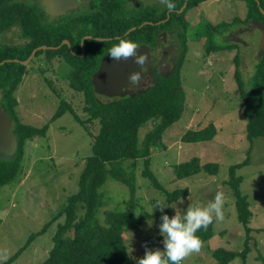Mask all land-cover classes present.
Masks as SVG:
<instances>
[{
	"label": "rangeland",
	"instance_id": "1",
	"mask_svg": "<svg viewBox=\"0 0 264 264\" xmlns=\"http://www.w3.org/2000/svg\"><path fill=\"white\" fill-rule=\"evenodd\" d=\"M188 11L190 23L196 22V26L189 27L187 33L190 35L197 30L198 35H190L186 52L176 70L184 96L183 110L180 117L162 133L161 148L151 149L149 169L164 190L187 189L184 196L169 205V217L175 210L182 215L190 203L207 204L217 191L224 193L223 221L213 218L212 236L203 242L198 254L193 253L181 262L214 264L210 255L212 249L239 250L242 246L243 229L236 220L233 194L224 181L228 177V167L247 158V162L234 169V175L240 178L239 192L246 196L252 213L248 222L251 230L245 264H264V137L246 139L243 102L233 80V58L237 54V69L244 89H248L260 51V34L257 31L245 32L239 37V42L228 39L229 43L212 37V45L217 50L205 54L200 38L205 33V22L215 25L229 23L232 19L242 20L246 4L244 0H204ZM240 25L232 24L225 30L238 29ZM63 70L62 67L56 69L59 74ZM51 86L59 88L55 83ZM49 89L30 73L22 78L14 92V111L18 121L35 127L47 124V129L43 136L24 142L20 173L14 180L0 186V257L6 256V259L0 258V264L22 247L7 264H40L51 245L55 225L61 219H53L44 233H35L62 209L66 197L76 190L83 159L90 152L89 134L69 112L65 111L49 121L60 99L68 103L80 119L85 120L87 116L82 110V97L62 95V91L59 97ZM7 122L13 123L8 118ZM208 123L215 128L210 140L180 141V135L187 129H197ZM85 125L91 134L97 131L96 121L85 122ZM152 125L148 120L138 128V144ZM192 157H196L200 164L216 163L217 172L209 175L199 171L189 177L174 178L173 165ZM130 162L126 160L122 165L128 166ZM142 170V159L139 157L134 160V213L140 216V222L122 235L127 250L128 239L133 234L131 247L134 251L131 257L135 259L128 255L129 264H136V259L143 256L145 246L163 250V237L158 227L161 212L154 208L151 213V209L158 202L166 203L165 195L152 185ZM99 191L105 202L97 212L100 222L105 210L127 208L128 192L122 183L107 178ZM31 234L34 236L28 240ZM240 263L239 258H234L227 264Z\"/></svg>",
	"mask_w": 264,
	"mask_h": 264
},
{
	"label": "trees",
	"instance_id": "2",
	"mask_svg": "<svg viewBox=\"0 0 264 264\" xmlns=\"http://www.w3.org/2000/svg\"><path fill=\"white\" fill-rule=\"evenodd\" d=\"M196 1L198 0H188L186 6L190 7ZM244 2L246 13L242 20L232 19L229 23L217 24L215 27L232 25L237 22L244 24L249 19H254L264 25V0H244ZM203 49L205 54L217 50L208 39L204 43ZM47 52L50 53L52 59L62 60L64 58L58 54L60 51ZM70 63L74 67L70 76V85L76 90L82 91V110L87 117L85 120L80 119L68 103L60 99L49 121L54 120L65 111L69 112L73 119L81 124L89 134L90 152L83 159V165L77 177L76 190L66 197L62 209L35 233H44L53 219L57 217L61 219L55 225L51 235V245L40 264H129L122 235L127 230L135 228L140 222V216H136L134 213V160L139 157L142 159V174L151 180L153 186L164 192L167 206L187 193L186 188L164 190L160 183L154 179L149 169L151 149L161 148L160 146L163 145L162 133L180 117L183 110L184 96L179 87L180 83L176 72L180 63L169 78L158 79L134 96L110 98L105 101L96 100L91 93L88 75L94 70L96 62L89 69L80 68L73 61ZM233 64V80L243 102L245 137L249 141L255 137H264V45L261 46L256 57L247 90L244 89L237 69V54L233 58ZM12 67L13 63L11 62L0 64V87L4 91L0 105L5 115L14 122L13 133L16 136L17 145L10 158H0V186L14 180L20 173L24 142L43 136L47 129V124L35 127L18 121L14 111L16 99L12 96V92L20 82V77L16 76L11 82H8L7 69ZM52 83V81H48L46 84L54 94L60 97V92L51 86ZM148 120L153 125L144 132L138 144L137 130ZM88 121H96L98 124L97 131L93 134L85 125V122ZM214 134V125L208 123L197 129H187L180 135V141L187 143L208 141ZM126 160L132 162L128 166H123L122 163ZM245 162H247V158L240 163L230 165L228 177L224 181L233 194L236 220L243 229L242 246L239 250L222 247L212 249L210 255L214 259V264H227L234 258H239L240 264H245V257L249 252L250 235L248 233L251 228L248 226V222L252 213L246 196L239 192L240 178L234 175V169ZM172 171L173 177L176 179L189 177L199 171L214 175L217 172V164L214 162L200 164L196 157H192L174 164ZM107 178L126 186L128 206L121 211L105 210L103 220L100 222L97 212L105 202L102 200L99 188ZM168 210L169 207H166L164 212L167 214ZM196 235L203 242L208 240L212 236L211 224L207 230L201 229ZM33 236L31 234L28 240ZM23 248L18 249L1 264H7Z\"/></svg>",
	"mask_w": 264,
	"mask_h": 264
},
{
	"label": "flooded vegetation",
	"instance_id": "3",
	"mask_svg": "<svg viewBox=\"0 0 264 264\" xmlns=\"http://www.w3.org/2000/svg\"><path fill=\"white\" fill-rule=\"evenodd\" d=\"M186 1L170 0L175 8L169 10L161 0H0V64L13 63L7 69L8 82L16 76L21 82L32 73L46 87L48 81L57 84L62 95L81 97L82 91L70 86L74 70L70 61L84 69L96 62L88 75L91 85V75L100 60L118 38L126 37L138 44L146 57L137 72L139 83L133 84L127 77L124 84L109 88V95L95 92L92 85L91 93L98 101L132 97L158 79L169 78L183 59L190 35H198L197 30L187 33L189 27L196 26V22L190 23L188 10L204 0L190 7ZM252 20L234 30H225L228 24L215 27L224 22H205V33L200 35L203 46L207 39L212 43V37L239 42L245 32H259ZM52 50L60 51L64 58H50L47 51ZM58 67L64 69L61 74L56 71ZM3 95L0 87V102Z\"/></svg>",
	"mask_w": 264,
	"mask_h": 264
},
{
	"label": "clouds",
	"instance_id": "4",
	"mask_svg": "<svg viewBox=\"0 0 264 264\" xmlns=\"http://www.w3.org/2000/svg\"><path fill=\"white\" fill-rule=\"evenodd\" d=\"M169 10H173L175 5L170 0H161ZM98 40V39H97ZM100 41V40H99ZM140 46L126 37L118 38L109 50V57L115 61L133 59L138 65L145 63L146 57L143 53L138 52ZM133 84H138L140 76L138 73L130 74ZM225 196L222 191H217L213 200L207 204L190 203L181 215L174 208V214L169 217L164 212L167 206L165 202H158L152 209L158 208L161 212V223L158 225L159 234L163 237V250L149 249L145 246L144 254L141 258L136 259V264H181L183 260L192 255L199 253L203 247V241L196 235L201 229L207 230L213 218L217 221H223ZM151 226V223H149ZM133 234L128 239L126 253L131 257L134 249L131 247ZM6 259V256L0 257Z\"/></svg>",
	"mask_w": 264,
	"mask_h": 264
},
{
	"label": "water",
	"instance_id": "5",
	"mask_svg": "<svg viewBox=\"0 0 264 264\" xmlns=\"http://www.w3.org/2000/svg\"><path fill=\"white\" fill-rule=\"evenodd\" d=\"M253 27L260 32V48L264 45V25L252 20ZM140 49V48H139ZM141 52V50H138ZM142 53V52H141ZM139 66L133 59L115 61L105 55L99 62L95 72L91 75V85L97 93L109 95V88H117L124 84L130 74L137 73ZM112 86V87H110ZM14 122L8 123L7 117L0 107V158H10L16 148V136L13 133Z\"/></svg>",
	"mask_w": 264,
	"mask_h": 264
}]
</instances>
